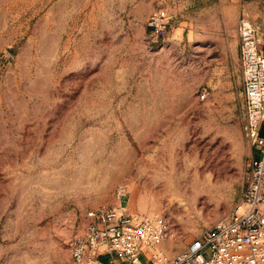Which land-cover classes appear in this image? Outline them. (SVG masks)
<instances>
[{
  "label": "rangeland",
  "instance_id": "374dc122",
  "mask_svg": "<svg viewBox=\"0 0 264 264\" xmlns=\"http://www.w3.org/2000/svg\"><path fill=\"white\" fill-rule=\"evenodd\" d=\"M246 24L263 49L264 0H0V264H71L121 191L167 216L169 256L228 221L255 157Z\"/></svg>",
  "mask_w": 264,
  "mask_h": 264
},
{
  "label": "built area",
  "instance_id": "2783aa9c",
  "mask_svg": "<svg viewBox=\"0 0 264 264\" xmlns=\"http://www.w3.org/2000/svg\"><path fill=\"white\" fill-rule=\"evenodd\" d=\"M165 11L155 12L153 35L167 31ZM241 59L245 72L244 132L255 150L246 185L228 221L205 231L184 250L169 256L161 246L170 237L166 215L130 213L119 204L102 206L86 215L87 229L71 242V264L107 263L119 255L126 264H264V52L257 32L242 29ZM207 96L202 91V99ZM121 191L120 199L126 197Z\"/></svg>",
  "mask_w": 264,
  "mask_h": 264
},
{
  "label": "crops",
  "instance_id": "0c3cea01",
  "mask_svg": "<svg viewBox=\"0 0 264 264\" xmlns=\"http://www.w3.org/2000/svg\"><path fill=\"white\" fill-rule=\"evenodd\" d=\"M263 50V52H264V48L262 49ZM245 122V121H244ZM126 197H127V209H128V211H130V209H129V207H130V203H131V201H132V194H130L129 192L128 193H126ZM125 197V198H126ZM241 199V198H240ZM123 201H124V199L122 200V199H120V204L121 205H123ZM105 256H107V258H108V261H107V263H109L110 261H111V258H114L115 260H116V262H117V264H126L125 262H124V260L122 259V257L121 256H119V255H117V254H115V255H105Z\"/></svg>",
  "mask_w": 264,
  "mask_h": 264
}]
</instances>
